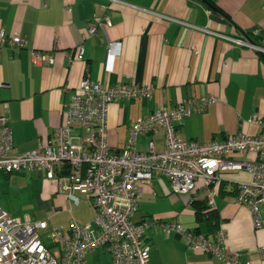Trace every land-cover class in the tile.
<instances>
[{"label":"crops","instance_id":"crops-1","mask_svg":"<svg viewBox=\"0 0 264 264\" xmlns=\"http://www.w3.org/2000/svg\"><path fill=\"white\" fill-rule=\"evenodd\" d=\"M96 17L103 19V27L87 37ZM2 32L21 36L26 44L17 49L7 43L0 51V116L9 118L16 153L33 151L39 142L52 139L65 123L70 96L86 76L105 86L133 82L154 89L151 99L110 105L107 143L114 155L125 150L138 119L187 99L212 96L217 101L178 125L177 135L186 141L220 142L229 136L261 132L248 120L256 113L264 121V56L218 35L245 36L264 48V0H118L117 4L109 0H0ZM109 43L119 44L113 63L107 58ZM81 47L83 60L71 62L69 55ZM33 52L49 53L53 64H35ZM150 144L163 152V133L139 136L136 150L147 153ZM230 157L247 159L236 153ZM0 176V182L10 180L19 204L29 211L15 219L48 222L40 237L43 241L41 233H47L49 242L43 243L52 253H59L57 261L62 264V249L53 243L51 233L61 228L68 235L72 223L93 224L96 209L85 185L77 183L73 194H68L58 180L47 179L44 170L0 172ZM251 180L245 172L223 174L219 184L212 186L211 203L202 182L193 193L176 195L167 180L157 178L142 186L138 207L142 216L133 221L179 223L196 232L199 206L218 211L217 232H225L227 249L238 252L242 264H264V203L259 206L263 227L257 229L250 210L235 200L238 184ZM0 202L7 208L2 198ZM145 238L151 248L150 264H223L192 252L181 235L168 234L160 227L152 226ZM86 261L113 264L104 248L89 253Z\"/></svg>","mask_w":264,"mask_h":264},{"label":"built area","instance_id":"built-area-1","mask_svg":"<svg viewBox=\"0 0 264 264\" xmlns=\"http://www.w3.org/2000/svg\"><path fill=\"white\" fill-rule=\"evenodd\" d=\"M117 4L118 0H109ZM103 19L95 18L87 29V37L96 35L103 27ZM108 24V20L106 19ZM240 47L255 48L264 56V48L255 46L245 37L218 35ZM17 49L25 47L19 35L0 33V51L5 44ZM107 58L113 63L119 54V44L109 43ZM69 55L72 62L83 60L84 49ZM35 64H53L49 53H32ZM112 71V67L108 68ZM154 89L148 85L120 83L102 85L87 76L83 79L65 109V123L56 129L48 142L26 153H16L9 118L0 116V172L20 174L44 170L46 178L58 180L68 194H73L77 183H83L96 209L93 224L72 223L68 235L54 228L52 241L62 249V264H87L86 257L97 249H105L113 264H150V246L145 234L152 226L168 234L181 235L188 248L209 255L223 264H242L238 252L226 247V234L219 230L214 239L184 228L179 223L155 221L135 223L142 186L157 178L168 181L176 195H189L202 182L213 202L215 190L222 176L229 172L251 175L249 183H239L235 200L246 206L257 229L263 227L259 206L264 203V121L254 114L248 123L257 125L256 136H229L220 142L186 141L177 135V127L186 117L202 114L214 97L187 99L173 108L156 110L138 119L130 130L128 145L120 155L108 148V113L110 105L121 100L151 99ZM161 132L165 150L157 152L150 144L147 153L136 150L139 136ZM236 153L246 156L244 161L230 157ZM67 182V183H65ZM47 221L31 222L15 219L0 208V264H59V253H52L43 243L40 232L47 230Z\"/></svg>","mask_w":264,"mask_h":264},{"label":"rangeland","instance_id":"rangeland-1","mask_svg":"<svg viewBox=\"0 0 264 264\" xmlns=\"http://www.w3.org/2000/svg\"><path fill=\"white\" fill-rule=\"evenodd\" d=\"M13 188L14 187L11 186L10 180H1L0 198H2V202L4 203V205L6 204L7 208L3 207V204L1 202L0 207L2 210L6 211L14 218L24 217L26 213H29V211H27V207L23 208V206L19 204L20 198L16 197V192L12 191ZM135 215L136 216L134 217V221L137 222L140 220L142 214L140 212H137ZM41 236L44 242H49L47 233L43 232L41 233Z\"/></svg>","mask_w":264,"mask_h":264},{"label":"trees","instance_id":"trees-1","mask_svg":"<svg viewBox=\"0 0 264 264\" xmlns=\"http://www.w3.org/2000/svg\"><path fill=\"white\" fill-rule=\"evenodd\" d=\"M206 209L207 208L200 206L199 209H197L196 218L199 227L196 229V233L204 234L208 239H211L217 232L216 223L220 221V216L218 211H207Z\"/></svg>","mask_w":264,"mask_h":264}]
</instances>
